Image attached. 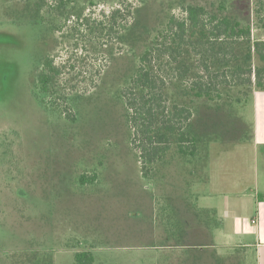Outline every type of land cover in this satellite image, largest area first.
<instances>
[{"label": "rangeland", "instance_id": "obj_1", "mask_svg": "<svg viewBox=\"0 0 264 264\" xmlns=\"http://www.w3.org/2000/svg\"><path fill=\"white\" fill-rule=\"evenodd\" d=\"M30 1L0 0V264H75L74 253L83 250L93 253V264H252L244 247L208 235L209 222L217 220L199 207L213 202L222 208L223 191L205 196L218 189L219 179L245 185L253 177L248 146L224 153L220 148L229 150L227 138L248 137L242 107L229 106L228 93L220 100L188 102L194 116L186 128L198 134L196 154L181 155L173 146L143 177L120 89L149 35L172 14L182 16L185 4L214 11L223 5L228 15L252 24L254 37L264 38L256 0H124L132 3L133 19L149 31L136 48L108 39L99 29L75 30L66 20L52 35L50 21L61 17L45 9L43 23L30 20ZM119 1L68 0L66 11L82 10V16L95 11L97 18ZM124 9L128 22L129 8ZM260 15L264 21V5ZM103 40L116 54L97 48ZM44 54L65 66L58 83L73 89L72 119L60 111L63 98L40 100L30 83V72ZM166 91L170 100H188L174 83ZM203 113L214 131L203 128ZM210 153L216 160L206 173ZM82 174L94 176L92 182L80 183ZM186 207L192 211L186 213ZM188 233L194 241L186 240ZM193 250L202 257H188Z\"/></svg>", "mask_w": 264, "mask_h": 264}, {"label": "trees", "instance_id": "obj_2", "mask_svg": "<svg viewBox=\"0 0 264 264\" xmlns=\"http://www.w3.org/2000/svg\"><path fill=\"white\" fill-rule=\"evenodd\" d=\"M124 3V0H120L109 12L99 11L96 18L92 17L95 11L86 16H82V10L75 14L67 13L68 0L54 3L32 0L30 20L43 23V10L47 9L61 17L59 22L54 19L50 21L48 27L52 35L62 28L66 20L72 22L75 30L86 28L92 32L99 29V33L106 34L108 39L114 37L119 43L136 48L141 35L146 33L148 36L149 31L133 19L132 3ZM255 3V17L264 25L260 15L264 0H256ZM181 8L182 16L172 14L160 29L149 35L139 51L132 74L120 89L130 143L138 153L143 177L151 175L154 165L173 146L181 155L196 154L198 134L192 135L186 128L194 116L188 102L196 99L220 100L228 93L233 97V100H229V106L243 107L253 90L264 91V38L253 36L252 24L228 15L223 5L215 11L195 3L185 4ZM123 9L127 10L128 22H124ZM263 25L258 27L264 29ZM53 39L56 45L58 40L54 36ZM107 42L99 41V47L95 46L99 50L103 47L107 54H116L115 46ZM64 67L55 64L52 56L44 54L30 72V83L36 89V96L41 95L40 100L44 97L55 100L63 98L60 111L72 119L70 106L73 89L68 87V83H58ZM171 83L176 85L181 97L188 98L187 101L181 99L182 102H179L178 98L170 100L167 97V86ZM51 104L55 103L52 101ZM206 118L203 113L200 118L203 128L214 131L213 121L208 124ZM240 138L226 140L233 142L242 140ZM219 139L225 141L224 136ZM93 178L82 174L79 181L89 183ZM94 260L89 250L74 253L75 264H93Z\"/></svg>", "mask_w": 264, "mask_h": 264}, {"label": "crops", "instance_id": "obj_3", "mask_svg": "<svg viewBox=\"0 0 264 264\" xmlns=\"http://www.w3.org/2000/svg\"><path fill=\"white\" fill-rule=\"evenodd\" d=\"M242 113L247 121L245 124L249 133L248 137L240 141L226 143L225 146H229V150L220 148L224 153L225 151L233 152L238 145L248 146L249 153L253 156V177L247 180L245 185L237 179L231 184H227V181L222 178L219 179L218 189L216 191L211 189L205 196L211 197L223 191L222 208L219 209L215 204H212L213 202H206L199 207L202 208L205 215L214 216L217 220L212 226L210 222L208 224L210 228L208 235H212L213 240L217 238L225 241L224 239L229 238L232 241L228 240V242H235L234 245L231 243L230 245L244 247L246 260L251 259L252 264H264V91L253 90L248 102L242 107ZM207 158L209 161L203 165L206 173L211 163L216 160L213 159L211 153ZM247 177H250L248 173ZM241 178L243 179L242 176ZM208 180L210 179L208 178ZM208 201H212V198ZM188 208L186 207V213L192 211ZM190 209L193 208L190 207ZM252 220L255 222L253 223ZM159 225L160 234L163 237L166 236L162 221ZM188 237L194 241L190 233L186 237L187 241H189ZM199 251L187 252V256L202 257V253ZM247 262L249 261L247 260Z\"/></svg>", "mask_w": 264, "mask_h": 264}, {"label": "built area", "instance_id": "obj_4", "mask_svg": "<svg viewBox=\"0 0 264 264\" xmlns=\"http://www.w3.org/2000/svg\"><path fill=\"white\" fill-rule=\"evenodd\" d=\"M252 222L254 223V222H255V220H252Z\"/></svg>", "mask_w": 264, "mask_h": 264}]
</instances>
